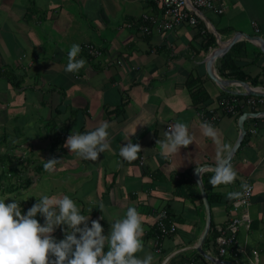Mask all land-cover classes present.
<instances>
[{
    "label": "crops",
    "instance_id": "obj_1",
    "mask_svg": "<svg viewBox=\"0 0 264 264\" xmlns=\"http://www.w3.org/2000/svg\"><path fill=\"white\" fill-rule=\"evenodd\" d=\"M225 6L221 14L201 10L202 18L196 27L182 25L173 31L142 35L138 28L141 14L158 11L149 0H0V153L9 152L14 158L11 144L35 143L27 158V174L33 181L27 189L34 188L40 175L52 183L45 186L46 191L40 189L29 200L19 202L22 215L43 195H67L82 215L90 217L89 226L91 220L104 217L99 222L102 234L107 236L111 224L123 218L129 207H135L144 228V250L136 253L137 257L150 254L153 264H185L190 259L202 264L193 246L204 227L205 209L193 171L199 165L216 166L219 146L227 145L231 151L243 112L264 110V104L252 108L242 99L238 113L220 114L210 123L217 131L219 144L202 135L201 113L218 111L219 98L231 94L208 76V53L218 48L220 41L230 40L235 32L258 35L264 40V0H225ZM210 34L216 45L205 49ZM85 42L99 48L101 54L89 57L80 52L77 59L86 61L85 66L76 73L65 72L71 46ZM235 43L241 46L235 69L246 77L264 81V51L258 42L242 35ZM119 59L122 64L116 63ZM216 60L213 67L219 77L238 80L222 76ZM244 82L264 90V86ZM228 89L244 92L236 82H230ZM38 110L45 114V125L39 132ZM51 120L64 137L54 151L49 147L54 134L47 124ZM104 121L110 124V147L95 162L77 158L64 146L72 132H90ZM178 122L188 125L193 143L181 148L179 155L165 159L156 141L163 140L167 127ZM244 126L246 134L230 160L237 173L235 181L212 187L209 179L214 169L208 166L201 170L207 197L212 200L209 206L213 225L206 237L209 241L205 238L202 248L233 264H240L241 256L248 264H264L260 256L264 253V115L248 117ZM20 135L25 138L21 140ZM128 138L140 145L138 158L143 157L142 165L138 158L127 162L120 157V147ZM7 142L10 148L5 146ZM22 147L18 148L23 150ZM49 158L60 159L53 172H46L42 165ZM13 164L24 166V162ZM242 179L253 185L245 208L250 228H239L237 244L242 250L237 256H220L218 229L243 210L233 211L227 193L240 191ZM181 184L185 186L180 189ZM3 194L7 196V192L0 191ZM99 203L105 205L106 212H100ZM162 209L169 211L168 220L176 224L173 234L155 235L157 215ZM36 219L43 225L39 214ZM255 231L259 237L252 245ZM53 235L63 239L59 228Z\"/></svg>",
    "mask_w": 264,
    "mask_h": 264
},
{
    "label": "clouds",
    "instance_id": "obj_2",
    "mask_svg": "<svg viewBox=\"0 0 264 264\" xmlns=\"http://www.w3.org/2000/svg\"><path fill=\"white\" fill-rule=\"evenodd\" d=\"M80 51L78 44L71 46L65 72L76 73L85 66L86 61L77 59ZM109 127L110 124L104 121L90 132H72L64 146L77 158L95 162L99 154L110 147ZM201 131L204 137L219 144L217 131L210 123L202 122ZM164 137L156 144H159L165 159L179 155L181 148L193 143L185 123L169 126ZM141 151L140 145L128 138L126 145L120 147L119 155L123 161L131 162L138 158ZM228 155L227 145L217 148L214 174L209 179L212 187L235 181L237 173ZM59 162L60 159L49 158L43 168L46 172H53ZM248 188L247 183H242V191L228 192L227 198L242 202L243 192ZM11 201L6 204L5 200H0V264H153L152 255L146 254L143 258L135 255L144 250V228L135 207H129L123 218L116 219L105 236L99 222L104 217L101 215L98 220H91L89 226L90 217L82 215L67 195L60 198L43 195L23 215L19 202ZM98 209L106 212L103 203H99ZM37 214L43 218V225L36 219ZM58 228L63 234L60 240L53 235Z\"/></svg>",
    "mask_w": 264,
    "mask_h": 264
},
{
    "label": "built area",
    "instance_id": "obj_3",
    "mask_svg": "<svg viewBox=\"0 0 264 264\" xmlns=\"http://www.w3.org/2000/svg\"><path fill=\"white\" fill-rule=\"evenodd\" d=\"M156 8L157 13H143L140 16L138 28L142 35H149L152 32L162 33L165 31H173L179 26L189 25L196 27L202 18L201 10H209L216 14H221L225 11V0H149ZM130 26V24H128ZM254 29L257 31V24L253 23ZM80 48L84 49L91 57H96L101 54V50L91 43H83ZM122 60L116 61L117 64H122ZM244 102L249 107L261 106L264 104V98L260 96H248ZM240 99L236 95H227L220 97L218 100V111L213 109L207 110V113H201L200 118L203 122L213 123L218 120L220 114L234 115L238 113ZM257 116H261L259 113ZM168 128V127H167ZM253 133H256L253 130ZM138 163L143 164V157L138 158ZM247 183L249 188L243 192L242 202L232 200V208L237 212L239 208L243 209L242 214L232 215L224 228L218 229L216 237L217 249L220 256H237V253L242 250L237 244V235L239 228L243 226L246 230L250 228L245 208L250 203V198L253 193V185L248 179H242L241 184ZM159 236L172 234L176 231L175 224L168 220L167 210L162 209L157 215L156 222ZM253 255H257V251L253 250ZM185 264H197L194 259L188 260ZM257 264V263H253Z\"/></svg>",
    "mask_w": 264,
    "mask_h": 264
},
{
    "label": "trees",
    "instance_id": "obj_4",
    "mask_svg": "<svg viewBox=\"0 0 264 264\" xmlns=\"http://www.w3.org/2000/svg\"><path fill=\"white\" fill-rule=\"evenodd\" d=\"M215 45H216L215 44V38L213 35L210 34L208 36V41L204 45V48L208 49V47L215 46ZM238 47H241L239 43L233 44L229 51H227L222 57L217 58L216 67H217L218 71L224 77L237 78L238 80H242V81L248 80L254 86H257V85L264 86V81H259L256 78L246 77L241 72L237 71V69H235L234 61L236 60V56L239 55V51L237 50ZM80 52H83L87 56L91 57V55L88 54L82 48H81ZM5 77L9 80V82H12L13 78L10 75H8V73H6ZM188 82H189V84L192 83L193 79H191ZM191 90H193V89L191 88ZM224 94H228V93H224ZM229 95H231V94H229ZM234 95H236L239 99L241 98L240 100H242V99L245 100L248 97L247 95H244V94H234ZM200 99L202 100L201 102L203 103L204 99L203 98H200ZM47 124L49 125V131L50 132H51V130L52 131L54 130V134L51 136L52 141L49 144L50 149L52 151H54L55 149L57 150L58 147H60V145L63 142L64 137L60 131H57L58 128H56L55 121L51 120ZM28 157L29 156H27L26 154H23V153H21L19 156H15L14 158H13V155H11L9 152L0 153V191L1 192H3V193L8 192L9 193V192L15 191V189H18V188L21 190L27 189V187L32 184V182H33L32 178L27 174V172H28V170H27V168H28L27 158ZM23 159H25V160H23ZM14 162H19L20 164L22 162H24V166L23 167L20 166L19 168L12 167ZM38 167H40V166H38ZM6 179H9V180H6ZM183 186H185V184H181L179 186L180 189ZM208 201H209V203H211L212 202L211 198L208 197ZM168 212L169 211L167 210V214H168V217L170 219L171 214ZM212 226L213 225H211V227H210L211 228L209 230L210 232L213 231ZM175 227H176V224H175ZM173 233H175V232H173ZM155 235H158V236L160 235V232L157 231V229H155ZM214 236H216V234H214ZM214 236H213V238H214ZM207 240H208V238H206L205 241H207ZM210 241H211L210 247L212 249H214L212 247V246H214L213 240L210 239ZM203 246H205L204 242H203ZM214 253H216V252H214ZM196 259H199L202 264H209L210 263L207 259L202 257L198 252H196Z\"/></svg>",
    "mask_w": 264,
    "mask_h": 264
},
{
    "label": "water",
    "instance_id": "obj_5",
    "mask_svg": "<svg viewBox=\"0 0 264 264\" xmlns=\"http://www.w3.org/2000/svg\"><path fill=\"white\" fill-rule=\"evenodd\" d=\"M246 36L247 39H250L252 41H257L258 45L260 46V48L262 49V51H264V40L260 38V36L258 35H247L244 34L242 32H235L234 35L232 36V38L228 41L219 42V46L218 48H215L214 50H211L208 55H207V59L205 61V65H206V72L208 74V76L215 82L217 83V85H219V87L221 89H223L226 92H230L231 94H245V95H255V96H263L264 97V90H256L254 89V87H252L249 83L244 82V81H240V80H235V79H224L219 77L216 72L214 71V67H213V62L216 58L221 57L222 55H224L226 53V51L231 47V45L233 43H235L237 41V39L240 36ZM230 82L232 83H238L239 85H241L244 88V92L240 93V92H236V91H231L228 89V85L230 84ZM259 113H261L262 115H264V110L263 111H259V112H243L237 121L238 124V128H239V135L231 149V151L229 152L228 158L229 160H231L233 154L235 153V151L237 150V148L240 146L241 141L244 137V135L246 134V128L244 126V122L246 121V119L248 117H255L257 116ZM211 167L212 169H215V166L207 164V165H199L197 167H195L193 174H194V180L196 181L199 191H200V196H201V200L205 209V222H204V227L203 230L198 238V240L196 241V244L193 246V249H195L202 257H204L205 259L216 263V264H233L232 261L230 260H224L221 258H216L215 256L210 255L209 253H207L203 248H202V244L205 240V238L207 237V234L210 230V226H211V211H210V206H209V201H208V197H207V193L205 191L203 182L201 180L200 177V173L201 170L203 168L206 167ZM199 174V175H198Z\"/></svg>",
    "mask_w": 264,
    "mask_h": 264
},
{
    "label": "rangeland",
    "instance_id": "obj_6",
    "mask_svg": "<svg viewBox=\"0 0 264 264\" xmlns=\"http://www.w3.org/2000/svg\"><path fill=\"white\" fill-rule=\"evenodd\" d=\"M41 110H38L37 111L38 113H36V117H37V119H36V126H37L36 130H37V132L40 131L41 126L45 125V120H44L45 114ZM20 129L21 128L18 127L17 131H20ZM20 138H21V140H23L25 138V136L24 135H20ZM22 142L23 143H20V144L19 143L11 144L12 149L10 148L11 147L10 143L7 142V144L5 145V143H4V145L7 146L8 148H10V152L16 154V156L20 155L21 153L26 154L27 156H29L30 150L33 149L36 146V144L35 143H31L29 141H25V142L22 141ZM19 145H23L22 148H24V149L20 150L18 148ZM32 146H34V147H32ZM27 149H29V150H27ZM12 167L19 168V165L18 164H13ZM33 179H34V176H33ZM46 179H49V178L47 176L44 177V176L40 175V176H38V179L36 180L37 183L35 184L34 188H32V189H24V190H21L19 188L15 189V191H13V192H9V193L7 192V196H5L4 194L0 195V200H5L6 204L12 202L11 199L16 200L17 202H24L25 200H29V198H30V196L32 194L36 195V192L38 190H40V189L46 191L47 188H45V186H47V185L49 186L50 184H52V183H49V182L45 181ZM6 180H9V179H6ZM257 237H259L258 236V232L255 231L251 235V244L252 245L254 244L255 241H257ZM262 243H263V246L261 247V249L264 250V242H262ZM251 244H249L248 249H250ZM260 256H261L262 260L264 261V253H260ZM239 262H240V264H248L247 263V259H246L245 256H241V259L239 260Z\"/></svg>",
    "mask_w": 264,
    "mask_h": 264
}]
</instances>
